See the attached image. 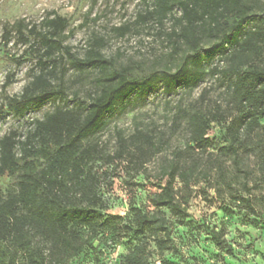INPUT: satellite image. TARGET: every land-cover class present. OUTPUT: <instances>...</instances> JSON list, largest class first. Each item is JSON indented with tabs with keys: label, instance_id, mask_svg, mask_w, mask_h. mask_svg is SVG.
<instances>
[{
	"label": "rangeland",
	"instance_id": "rangeland-1",
	"mask_svg": "<svg viewBox=\"0 0 264 264\" xmlns=\"http://www.w3.org/2000/svg\"><path fill=\"white\" fill-rule=\"evenodd\" d=\"M249 1L255 15L245 29L258 26V14L264 12V2ZM148 8H153L148 0H0V139L10 132L23 138L36 120L58 108H73L98 89L101 75L97 71L79 70L65 58L55 81L62 87V98L31 106L24 114L10 106L38 71L39 55L31 46L39 39L30 30L45 32L47 18L68 21L61 42L72 53L83 56L91 40L101 38L103 52L114 60L115 68H127L135 77L191 69L200 78L197 83L192 80L168 91L159 81L146 95L120 101L101 128L83 140L85 147L94 145L100 153L94 172L99 176L104 214L129 220L135 212L159 211L153 199L166 183L163 170L168 162L188 145L190 112H223L226 119L212 124L210 155L198 163L191 187L184 188L179 180L175 183L176 197L188 217L179 224L169 210H162L172 224L164 251L151 237L107 232L69 264H125L126 256L140 243L147 245L148 264H264V173L260 168L264 159L258 152L264 133L235 157L225 141L233 110L229 80L222 73L227 60L218 48L219 39L204 38L198 62L195 52L184 44L176 46L170 38L176 27L173 17L163 22L138 19ZM180 15L176 9L174 16ZM124 27L130 30L122 35L118 29ZM20 28L27 39L19 37ZM6 32L11 34L8 43ZM16 183V177L4 178L0 193L14 192ZM211 232L226 240L232 252L217 246Z\"/></svg>",
	"mask_w": 264,
	"mask_h": 264
},
{
	"label": "trees",
	"instance_id": "trees-1",
	"mask_svg": "<svg viewBox=\"0 0 264 264\" xmlns=\"http://www.w3.org/2000/svg\"><path fill=\"white\" fill-rule=\"evenodd\" d=\"M148 1L153 8L138 19L163 22L173 17L176 27L170 38L175 39L176 46L184 44L195 52L198 62L204 38L219 39L218 48L227 60L222 73L229 80L233 110L225 141L239 158L240 149H247L256 135L264 133V12L258 14V26L245 29L255 15L249 0ZM176 9L181 11L179 17L174 16ZM43 24L45 32L30 30L39 39L31 46V51L39 55L38 71L23 93L11 99L12 108L24 114L31 106L62 98V87L55 81L65 58L73 67L95 70L101 77L89 100L73 108H58L36 120L23 138L10 132L0 139V185L6 177L17 180L14 192L7 196L0 193V264H69L107 232L151 237L164 251L171 239L172 224L162 210H169L179 224L188 217L176 197L175 183L179 180L184 188L191 187L198 163L210 155L212 124L226 119L223 112L195 109L188 115V145L176 152L163 170L166 183L153 199L158 212H135L129 220L106 216L98 191L99 176L94 172L100 153L94 145L85 147L83 140L101 128L105 116L120 101L134 94L146 95L159 81L172 91L177 85H188L192 80L197 83L200 78L188 68L135 77L127 68H115L114 60L103 52V39H92L85 54L79 56L61 42L68 27L65 18H47ZM118 30L125 35L130 27ZM19 37L28 38L22 28ZM10 39V32H6L5 43ZM258 152L264 159V139ZM260 168L264 173V161ZM211 234L217 246L232 252L226 240L215 232ZM147 249L144 243L135 246L125 264H148Z\"/></svg>",
	"mask_w": 264,
	"mask_h": 264
}]
</instances>
